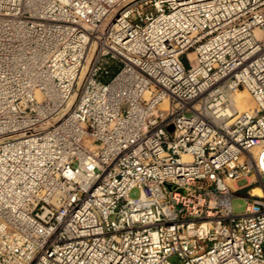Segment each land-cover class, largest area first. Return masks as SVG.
I'll return each instance as SVG.
<instances>
[{"label":"built area","instance_id":"1","mask_svg":"<svg viewBox=\"0 0 264 264\" xmlns=\"http://www.w3.org/2000/svg\"><path fill=\"white\" fill-rule=\"evenodd\" d=\"M260 155L264 0H0V264H264Z\"/></svg>","mask_w":264,"mask_h":264},{"label":"rangeland","instance_id":"2","mask_svg":"<svg viewBox=\"0 0 264 264\" xmlns=\"http://www.w3.org/2000/svg\"><path fill=\"white\" fill-rule=\"evenodd\" d=\"M182 62L184 63L186 67H188L189 63H188L187 55L182 56ZM115 66L116 67L113 68L110 75L103 78L104 81L110 80L112 76L114 75V73L117 72V69L119 68V66L118 65H115ZM246 99L248 100V103H250L251 105L254 104V101L249 93L246 95ZM250 183H251L250 178H243L236 182V186L240 187L238 190H236L237 198H235L233 202L234 210L237 213L243 212L245 210V207H246L245 197L249 195L248 192L250 189L257 187V185H252L250 187H247ZM138 194H139L138 190H135L131 193V196L136 197L138 196Z\"/></svg>","mask_w":264,"mask_h":264},{"label":"bare ground","instance_id":"3","mask_svg":"<svg viewBox=\"0 0 264 264\" xmlns=\"http://www.w3.org/2000/svg\"><path fill=\"white\" fill-rule=\"evenodd\" d=\"M191 57L194 56V54H190ZM248 94L247 91L245 90H238L236 93L233 94L232 96V101L234 104H236L238 106V108L240 110H247L249 108H254L255 107V104H250L248 103V100L246 99V95ZM259 161H261L263 167H264V164H263V160L261 158V155L259 157ZM234 187H235V184L232 182L231 183ZM254 194H257V195H261L262 194V191L259 189V188H256L254 191H253Z\"/></svg>","mask_w":264,"mask_h":264},{"label":"trees","instance_id":"4","mask_svg":"<svg viewBox=\"0 0 264 264\" xmlns=\"http://www.w3.org/2000/svg\"><path fill=\"white\" fill-rule=\"evenodd\" d=\"M111 67H112V68H115L116 66H115V64H114V63H112ZM112 70H113V69H112Z\"/></svg>","mask_w":264,"mask_h":264}]
</instances>
